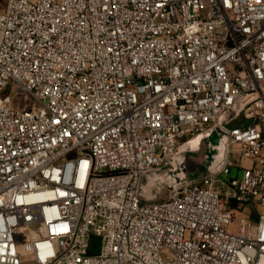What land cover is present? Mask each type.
Returning a JSON list of instances; mask_svg holds the SVG:
<instances>
[{"label": "built area", "instance_id": "2783aa9c", "mask_svg": "<svg viewBox=\"0 0 264 264\" xmlns=\"http://www.w3.org/2000/svg\"><path fill=\"white\" fill-rule=\"evenodd\" d=\"M232 121L216 172L141 196ZM0 264H264V0H4Z\"/></svg>", "mask_w": 264, "mask_h": 264}, {"label": "water", "instance_id": "95a60500", "mask_svg": "<svg viewBox=\"0 0 264 264\" xmlns=\"http://www.w3.org/2000/svg\"><path fill=\"white\" fill-rule=\"evenodd\" d=\"M234 123L235 121H232L227 124L224 130L215 128L183 143L168 169L154 171L143 178L141 196L151 202H162L184 184L216 172L225 161L228 146L227 131L232 129ZM203 145H206L207 151L205 159L207 171L201 175H193L196 165L189 162L187 156L189 153L201 150Z\"/></svg>", "mask_w": 264, "mask_h": 264}, {"label": "rangeland", "instance_id": "374dc122", "mask_svg": "<svg viewBox=\"0 0 264 264\" xmlns=\"http://www.w3.org/2000/svg\"><path fill=\"white\" fill-rule=\"evenodd\" d=\"M3 1L4 0H0V11L3 10ZM1 95H8L17 108H25V107L30 108V107L36 105L35 99L32 98L31 96L26 95L23 92H20V90L18 89V86L15 83H11L9 88L4 90L1 93ZM234 117H235V115H234ZM205 146L206 145H203L201 150H199L198 152H195V153H189L187 156L188 157L187 160L196 165L194 172H193V175H199V174L201 175V174L206 173V171H207L206 160H205L207 151H206ZM171 161L169 162V164L166 167L157 169V171H163L164 169L165 170L168 169ZM236 173H237V169L233 168L232 177H234L236 175ZM193 175H190V176H193ZM240 175H241V173H240ZM248 216H249V214H248L247 210L236 213L237 223L239 222V219L241 217H248ZM19 241L23 243V241H24L23 235L19 236ZM100 243H101L100 237H96V236L93 237V239L91 240V252L92 253L97 254L99 252ZM26 261L28 262V261H30V259H26Z\"/></svg>", "mask_w": 264, "mask_h": 264}]
</instances>
